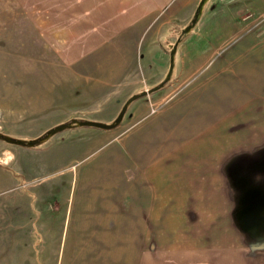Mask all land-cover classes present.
Returning <instances> with one entry per match:
<instances>
[{
    "label": "crops",
    "instance_id": "0c3cea01",
    "mask_svg": "<svg viewBox=\"0 0 264 264\" xmlns=\"http://www.w3.org/2000/svg\"><path fill=\"white\" fill-rule=\"evenodd\" d=\"M90 10L96 31L79 49L103 51L105 34L114 42L128 27L144 63L165 59L163 73L178 40L170 83L133 101L128 128L97 133L105 147L82 171L61 258L36 247L29 259L22 243H1V255L16 251L14 264H264V244L247 242L235 214L239 195L264 194V0H135L126 21L101 0L48 32L70 38ZM257 251L261 259L249 257Z\"/></svg>",
    "mask_w": 264,
    "mask_h": 264
},
{
    "label": "rangeland",
    "instance_id": "374dc122",
    "mask_svg": "<svg viewBox=\"0 0 264 264\" xmlns=\"http://www.w3.org/2000/svg\"><path fill=\"white\" fill-rule=\"evenodd\" d=\"M102 1L109 14L114 9L115 19L126 21L133 14L135 0ZM95 2L101 0H0L1 134L26 140L72 118L109 122L131 94L161 81L170 83L172 68L167 63L163 73L157 72L165 59L156 56L144 63L138 47L130 41L128 27L120 28L114 42L111 34H105L103 51H90L86 45L79 49L74 42L96 31L91 10L82 13L89 19L85 26H77L70 38L48 32L65 28L71 18L79 20V10ZM104 19L110 23L111 16ZM171 44L165 48L169 50ZM213 60L205 63L208 66L198 78L208 72ZM151 93L138 101L148 99ZM136 102L129 104L111 131L129 127ZM156 104L149 106L151 112ZM102 130L74 126L33 147L0 139V244H24L29 259L36 247L41 253L51 248L61 258L70 242L73 216L80 208L82 171L105 147L97 135ZM242 214L243 209L238 212ZM2 252L0 264L3 260L14 264L16 251ZM262 255L261 251L249 253V257L260 259Z\"/></svg>",
    "mask_w": 264,
    "mask_h": 264
},
{
    "label": "water",
    "instance_id": "95a60500",
    "mask_svg": "<svg viewBox=\"0 0 264 264\" xmlns=\"http://www.w3.org/2000/svg\"><path fill=\"white\" fill-rule=\"evenodd\" d=\"M178 43V40H176L170 50V67L173 65V54L176 48V45ZM166 79H169V76H166ZM164 85V81L159 82L157 85L153 86L152 88L143 89L142 91L138 93L131 94L128 98L125 99V101L122 103L119 111L117 112L116 116L109 122L101 121V120H94V119H76L72 118L71 120L67 122L60 123L58 125H55L48 130H46L43 134L32 138V139H21L12 137L10 135H5L0 133V139L4 140L7 143L16 144V145H22V146H28L33 147L37 144L41 143L43 140L48 138L50 135L62 131L64 129L72 128L74 126H88V127H96L100 129H112L116 127L120 121L122 120L129 104L133 102L134 100L143 97L159 88H161ZM249 197V196H248Z\"/></svg>",
    "mask_w": 264,
    "mask_h": 264
},
{
    "label": "trees",
    "instance_id": "16d2710c",
    "mask_svg": "<svg viewBox=\"0 0 264 264\" xmlns=\"http://www.w3.org/2000/svg\"><path fill=\"white\" fill-rule=\"evenodd\" d=\"M255 194L253 193L249 198L246 196L245 201L238 198L239 205L235 214L247 242L250 244H264V194H256L257 199L252 201V198L256 197ZM242 209L243 214L240 216L238 212ZM246 220L250 223L248 224Z\"/></svg>",
    "mask_w": 264,
    "mask_h": 264
}]
</instances>
